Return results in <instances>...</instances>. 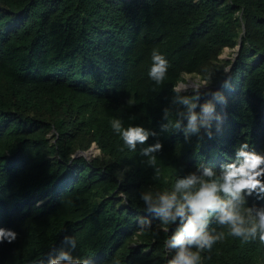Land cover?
Masks as SVG:
<instances>
[{
  "label": "trees",
  "instance_id": "1",
  "mask_svg": "<svg viewBox=\"0 0 264 264\" xmlns=\"http://www.w3.org/2000/svg\"><path fill=\"white\" fill-rule=\"evenodd\" d=\"M154 47L171 62L162 85L147 76ZM209 71L213 89L232 77L223 132L164 134L154 178L112 118L159 129L173 86ZM243 139L264 148V0H0V224L19 232L0 264L47 259L65 234L95 264H167L168 232L140 230L144 216L159 224L140 190L167 187L180 166H218ZM92 145L99 155L80 154ZM224 231L204 264H264V241Z\"/></svg>",
  "mask_w": 264,
  "mask_h": 264
},
{
  "label": "clouds",
  "instance_id": "2",
  "mask_svg": "<svg viewBox=\"0 0 264 264\" xmlns=\"http://www.w3.org/2000/svg\"><path fill=\"white\" fill-rule=\"evenodd\" d=\"M171 62L158 47L151 49L148 78L156 85L164 84ZM208 72L199 84L180 82L171 89L169 104L163 108L159 129L143 122L125 124L122 117H113L111 127L123 144L145 158L153 168L154 178L162 174L157 164L164 149L160 138L166 133L182 132L184 140L197 142L223 132L226 115L217 105H227L224 89L231 88L232 77L226 76L220 88L213 89V76ZM206 89V91H202ZM202 96L207 99L201 101ZM136 120L135 114L130 117ZM167 187L148 185L139 192L143 210L158 218L152 227L149 216L140 218L141 231L151 232L153 239L160 230L168 232L164 239L167 264H204L205 251L228 234L242 241H264V148H257L243 139L233 146V154L219 165L207 159L193 168L177 167ZM122 178V177H121ZM255 197L253 200L252 198ZM19 232L0 224V244L14 242ZM65 247L43 257H33L29 264H95L90 253H77L75 234L63 236ZM115 264H121L116 260Z\"/></svg>",
  "mask_w": 264,
  "mask_h": 264
},
{
  "label": "rangeland",
  "instance_id": "3",
  "mask_svg": "<svg viewBox=\"0 0 264 264\" xmlns=\"http://www.w3.org/2000/svg\"><path fill=\"white\" fill-rule=\"evenodd\" d=\"M234 50L235 49H233V48H225L220 57L221 58H230L233 56ZM183 77H184L185 83L199 84V82L201 81L199 76L193 75V74H184ZM99 154H100V150L94 147L92 153L89 155V158L94 157V156L99 155Z\"/></svg>",
  "mask_w": 264,
  "mask_h": 264
},
{
  "label": "water",
  "instance_id": "4",
  "mask_svg": "<svg viewBox=\"0 0 264 264\" xmlns=\"http://www.w3.org/2000/svg\"><path fill=\"white\" fill-rule=\"evenodd\" d=\"M240 46H241V42H240V45L237 46V48H239ZM94 147L97 148L96 145H92V147L88 151L80 152V154H82V155L86 156L87 158H89V155L92 153Z\"/></svg>",
  "mask_w": 264,
  "mask_h": 264
}]
</instances>
